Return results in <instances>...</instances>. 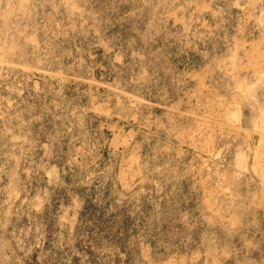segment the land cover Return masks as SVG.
Segmentation results:
<instances>
[{
	"label": "rangeland",
	"instance_id": "1",
	"mask_svg": "<svg viewBox=\"0 0 264 264\" xmlns=\"http://www.w3.org/2000/svg\"><path fill=\"white\" fill-rule=\"evenodd\" d=\"M261 113L264 0H0V264H264Z\"/></svg>",
	"mask_w": 264,
	"mask_h": 264
},
{
	"label": "bare ground",
	"instance_id": "2",
	"mask_svg": "<svg viewBox=\"0 0 264 264\" xmlns=\"http://www.w3.org/2000/svg\"><path fill=\"white\" fill-rule=\"evenodd\" d=\"M238 85V84H237ZM211 102V101H210ZM197 103V102H196ZM200 103V102H199ZM198 106V105H197ZM228 106V105H227ZM177 107V106H176ZM203 107V106H202ZM219 107V106H218ZM255 107V106H254ZM190 108V107H189ZM194 108V107H193ZM209 108V107H208ZM231 108V107H230ZM194 110V109H193ZM236 110V109H235ZM186 111V110H185ZM217 111V110H216ZM232 111V110H231ZM241 111V110H240ZM190 112V111H189ZM192 112V111H191ZM213 112V111H212ZM233 112V111H232ZM238 112V111H237ZM187 114V113H186ZM192 114H193V112H192ZM191 114V115H192ZM207 114V113H206ZM215 114V113H214ZM253 114V113H252ZM262 115L264 114V113H261ZM211 116V115H210ZM235 116V115H234ZM209 117V116H208ZM218 117H220V116H218ZM215 118V117H214ZM222 119V118H221ZM205 120V119H204ZM203 120V121H204ZM216 121V120H215ZM222 121V120H221ZM202 122V121H201ZM210 122V121H209ZM209 122H207L206 124H208ZM218 123V122H217ZM191 124V123H190ZM196 124V123H195ZM215 124V123H214ZM232 124V123H231ZM192 125V124H191ZM191 125H189V126H191ZM197 126L199 125V124H196ZM233 125V124H232ZM239 125V124H238ZM207 126V125H206ZM211 125L209 124V127H210ZM241 126V125H240ZM250 126V125H249ZM199 128L201 127V126H198ZM208 126H207V128H209ZM215 127V126H214ZM216 127H218V126H216ZM231 127H233V126H231ZM187 128H189V127H187ZM206 128V127H205ZM192 129V128H191ZM190 129V130H191ZM198 129V128H197ZM201 129H203V127L201 128ZM259 129V128H258ZM181 130V129H180ZM183 130H185L184 128H183ZM182 130V131H183ZM210 130V129H209ZM182 131H180L181 133H182ZM201 131V130H200ZM208 131V130H207ZM212 131V130H211ZM214 131V130H213ZM185 132V131H184ZM188 132V131H187ZM192 132H194V131H192ZM195 132H197L196 131V129H195ZM180 133V134H181ZM186 133V132H185ZM191 133V132H190ZM189 133V134H190ZM204 133V132H203ZM192 134V133H191ZM202 134V133H201ZM210 134V133H209ZM264 134V133H263ZM197 135H199V134H197ZM184 136V135H183ZM189 136H191V135H189ZM188 136V137H189ZM210 138H211V136H209ZM194 138V135H193V137H192V139ZM187 139V138H186ZM191 139V138H190ZM207 139V138H206ZM193 141V140H192ZM193 143V142H192ZM264 146V145H263ZM206 147H207V145H206ZM203 148V147H202ZM208 148V147H207ZM260 148V147H259ZM258 148V149H259ZM205 149V148H204ZM209 149V148H208ZM211 149H212V147H211ZM263 149V148H262ZM214 151V150H213ZM244 151V150H243ZM258 151V150H257ZM260 151V150H259ZM263 151V150H262ZM255 154V153H254ZM258 154V153H257ZM259 155V154H258ZM263 155V154H262ZM245 156V155H244ZM258 157V156H257ZM255 158V157H254ZM259 158H260V155H259ZM261 159H263V158H261ZM130 165V164H129ZM264 166V165H263ZM264 168V167H263ZM225 169V168H224ZM227 170V169H226ZM231 172V171H230ZM238 173V172H237ZM263 173V172H262ZM224 175V174H223ZM222 177V176H221ZM230 177V176H229ZM232 177V176H231ZM226 178V177H225ZM239 178V177H238ZM228 180V179H227ZM263 181V180H262ZM220 182V181H219ZM228 182V181H227ZM234 182V181H233ZM235 183V182H234ZM231 185V184H230ZM264 187V186H263ZM225 188V187H224ZM238 188V187H237ZM222 189V188H221ZM230 191V190H229ZM262 191V190H261ZM264 193V192H263ZM214 194V193H213ZM260 194V193H259ZM230 195V194H229ZM236 196H238V195H236ZM235 196V197H236ZM262 196V195H261ZM227 197V196H226ZM247 197V196H246ZM214 198V197H213ZM213 200V199H212ZM231 201V200H230ZM228 205V204H227ZM233 205V204H232ZM217 207V206H216ZM230 208V207H229ZM223 209V208H222ZM227 209V208H226ZM214 211H216L215 210V208H214ZM218 211V210H217ZM229 214V213H228ZM238 214V213H237ZM220 215H222V214H220ZM230 215V214H229ZM234 215V214H233ZM226 216H227V214H226ZM222 217V216H221ZM237 217V216H236ZM213 218V217H212ZM224 220V219H223ZM228 222V221H227ZM249 222V221H248ZM230 223V222H229ZM234 225V224H233ZM250 225V224H249ZM230 226V225H229ZM233 227V226H232ZM231 227V228H232ZM238 227V226H237ZM251 235V234H250ZM249 245H250V243H249ZM216 250V249H215Z\"/></svg>",
	"mask_w": 264,
	"mask_h": 264
}]
</instances>
